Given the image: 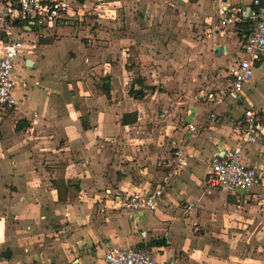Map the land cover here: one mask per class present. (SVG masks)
<instances>
[{
    "label": "crops",
    "instance_id": "1",
    "mask_svg": "<svg viewBox=\"0 0 264 264\" xmlns=\"http://www.w3.org/2000/svg\"><path fill=\"white\" fill-rule=\"evenodd\" d=\"M133 1L136 9L145 11L138 22L133 19L135 23L150 26L152 29H145L147 33L156 29L161 33L162 28L171 26L170 38L153 32L123 37L103 35L96 45L82 48L86 64L67 71L68 82L52 78L53 61L36 47L34 56L16 64L21 77L16 80L15 96L25 112L20 120L19 114L8 113L0 123V264L46 263L43 256L47 255L42 252L38 256L21 252L32 246L44 247L42 236L50 229L36 231L34 226L48 224L54 218L75 231L72 217L84 216L87 219L82 220V231L70 238L71 250L53 264H102L108 248L138 245L140 231H146L151 242L167 240L164 246L150 248L156 264H264V150L244 147L243 161L258 170L261 180L237 199L207 188L205 168L194 160L199 153L194 144L203 147L201 152H206L209 159L214 152L237 145V138L220 137L229 136L230 124L237 126L244 109L264 105V93H254L252 88L256 72L235 104L189 105L196 107L199 118L194 124L195 136L189 140H185L184 122L189 106L185 114L179 113L182 102L167 98L169 102L164 100L162 108L158 99H165L166 94L153 91L154 87L156 83L165 86L173 81L159 82L155 75H149L159 72L160 68L149 65V60L155 56L153 44L154 50L160 51L163 39L169 41L168 46L177 47L178 61L168 60L173 68L180 70L183 66L180 60H186L188 40L191 57L196 60L203 52L207 57L213 55V65L228 70L240 57L242 37H238V27L211 32L217 24V10L247 8L252 0ZM187 25L189 36L180 31H187ZM27 60L33 62L32 67L28 68ZM80 73L82 80H78ZM31 74H37V78L28 84ZM137 80L153 88L144 91L141 100L128 94L131 87L139 88ZM260 80L264 83V76ZM220 86L221 83L214 90ZM211 112L220 117L216 120L222 124L210 122V128H205L206 116ZM171 113L173 121L183 116L179 131L171 132L175 125L169 118ZM129 114H135V122L122 125V116ZM131 120L133 117L128 118ZM6 121L12 123L11 128H6ZM169 139L171 146L188 141L183 145L191 157L164 192L158 210L147 215L137 213L133 219L109 212L91 222L88 217L95 206H108L110 200L103 196L104 190L132 193L155 186L164 175ZM133 220H143L144 228ZM171 230L176 231V239L169 234ZM88 248H94V258ZM80 249L84 250L82 256Z\"/></svg>",
    "mask_w": 264,
    "mask_h": 264
},
{
    "label": "built area",
    "instance_id": "2",
    "mask_svg": "<svg viewBox=\"0 0 264 264\" xmlns=\"http://www.w3.org/2000/svg\"><path fill=\"white\" fill-rule=\"evenodd\" d=\"M128 4L136 7L133 0H0V115L23 114L21 101L15 96L17 82L13 74L19 61L34 54L35 46L25 45L28 35L33 34L38 44L55 37L59 29L73 27L82 15L107 14ZM216 16L217 24L211 29L215 33L226 27L237 28L246 19L256 21L251 31L242 36L240 57L228 68L226 84L199 97L219 107L239 100L244 86L252 82L255 65L264 59V0H252L250 7L242 9L219 7ZM206 118L213 122L216 115L211 112ZM185 128L189 138L195 136L196 126L186 123ZM237 130V145L214 152L205 176L206 186L236 199L260 184L258 170L247 165L243 155L244 147L264 150V105L244 109ZM190 157L187 146L173 145L164 160V175L152 189L113 195L107 192L114 208L129 218L158 210L164 192L188 166ZM235 208H239L238 200ZM151 241L146 231H140L138 245L108 248L102 264H156L149 248Z\"/></svg>",
    "mask_w": 264,
    "mask_h": 264
},
{
    "label": "rangeland",
    "instance_id": "3",
    "mask_svg": "<svg viewBox=\"0 0 264 264\" xmlns=\"http://www.w3.org/2000/svg\"><path fill=\"white\" fill-rule=\"evenodd\" d=\"M144 10V9H143ZM142 12L139 9H136V7L131 8L130 5H126L124 8H120V9H114V11L109 12L107 14H100V15H94V14H86V15H82L80 16V20H78V23L75 24L73 27L71 28H63L61 30H59V32L57 33V37H53V38H49L46 40H42L40 41L38 44L35 42L36 37L33 34H30L27 36V40L25 42L26 46H35L36 48H38V50H44L45 53H47V57H49L50 61H53V65H55V69L54 71L51 73V76L54 80H59L62 82H68L70 81V79L67 77V71L69 70H76L78 68H81L82 66H84L86 63L85 58H83V54L81 53V50H83L84 48L89 49L90 47H92L94 44L96 45L99 41L98 38L102 37L103 35L108 34L109 37H114L116 35H119L120 37H123L125 35L128 34H149L150 32L155 33L156 35H160V36H164L163 38L169 37L172 35L171 32V26H166L165 29L162 28L161 33H159V30H152L147 33L145 31V29H152L150 28V26H146V25H137V23H135L134 20H136V22L139 21L140 18L144 17V12ZM163 14V13H162ZM134 19V20H133ZM132 20H133V24H132ZM254 25L256 24V21H254ZM147 27V28H146ZM254 27V26H253ZM184 28L187 29V31H183L180 30L181 32H184V34L189 36V31H190V26H185ZM170 31V32H169ZM146 32V33H144ZM191 32V31H190ZM148 36V35H147ZM186 37V36H185ZM163 39V41H161V46L162 49L159 51L157 49V51H155V46L153 44V47L151 48V50H153L152 52L155 53V56L153 54V57H151V59L149 60V65H153L154 68H160L159 72L157 74H152L151 72L149 73V75H155V78H157L159 80V82L161 80H171L173 81V83H169L165 86H163L161 83H156L154 90L153 91H157L158 93H164L166 94L165 96H163L165 99L161 98L158 99V103L160 104V106L162 108H165V103L164 100H166L167 102H169V100H167V98H173V100L176 102H182L181 105L179 106V113L185 114L186 112V108L190 105V104H202V103H206L205 101H203L201 98H199L201 95H204L205 93H207L209 90H214L216 85H219L221 83V86H224L226 84V76L225 74L227 73V69H225V67H216L215 65H213L212 61L214 56L211 55V57H207L205 56L204 52L199 54V56L197 57V59L195 60V57H191L190 56V52L189 49H192L191 45L187 43L186 41V50H187V57L185 62H182V60H180L181 65L183 64V66H181V69L179 70V67H174V64L168 63V60H174V62L178 61V57L176 56V49L177 47H173V46H168L169 45V41ZM102 42V41H101ZM54 43V44H53ZM190 43V42H189ZM53 44L52 46H49L48 48H44L42 45H50ZM183 44H185V42H183ZM183 44L181 45V47H183ZM188 44V45H187ZM100 45V44H99ZM83 48V49H82ZM37 50V51H38ZM35 54V53H34ZM33 54V56H34ZM82 55V56H81ZM194 58V59H193ZM182 59V58H181ZM134 61V59H132ZM146 63V62H143ZM169 64V65H168ZM140 65V63H139ZM133 66H135L133 64ZM138 65H136L137 67ZM61 68V72L59 71V68ZM257 67V68H256ZM56 70V71H55ZM254 72H256L255 75V79L256 82L254 84H252V88L254 90V93L257 92H262L264 93V83L261 82V78L262 76H264V61L263 62H259V64L255 65V69ZM15 80H19L21 75L20 73H18V68L15 69V73L13 74ZM78 80H82V74H78ZM31 81H28L27 83L30 84L31 82L35 81V79L37 78V74H31ZM171 78V79H170ZM203 79H205L203 81ZM219 82V83H217ZM212 84V86H210ZM38 84L35 83V87H37ZM214 86V87H213ZM220 86V87H221ZM207 87V88H206ZM152 91V90H149ZM207 91V92H206ZM154 92V93H155ZM205 92V93H203ZM169 96V97H168ZM173 96V97H172ZM158 98V97H157ZM155 98V99H157ZM160 107V110H161ZM170 110V109H168ZM173 110V108H172ZM164 111H159V115ZM188 113L186 116V119H184V122L189 123V124H195L197 122H199V118L197 117L198 115V111L196 109V107L194 106H189L187 109ZM23 112H25V110L23 109ZM166 114V113H165ZM215 114V113H214ZM22 113L18 115V120H20L19 118H22ZM183 116H180V119H182ZM217 117V115H216ZM159 118V116H157V119ZM170 120L172 119V122L175 124L173 125V127H171V132H173L174 130L179 131L180 128H182V121H180V119H178V121H173L174 120V116L171 113L169 115ZM220 117H217V119ZM6 115H0V123L2 124L5 120H6ZM163 120V119H162ZM207 120V119H206ZM211 121L207 120L206 124H205V128H210L212 123L218 122V125L222 124L220 122V120H215L212 123H210ZM0 124V126H1ZM6 124V128H11L12 123L11 122H5ZM151 125H148V127L150 128ZM175 126V127H174ZM179 127V128H178ZM184 127V126H183ZM215 127V124H214ZM231 127V131L229 133V136L226 137H220L221 140H224L228 137L229 140H232L233 138L236 139L238 137V130H237V126L235 127V125L233 123L230 124ZM233 127V130H232ZM199 132H202V129H200ZM210 132H213L210 131ZM200 134V133H199ZM172 139H169V143H167L168 147V151L167 154L169 155V153L172 150V147L170 144ZM185 140H189V135H185ZM205 140L206 137H205ZM168 141V139H167ZM188 142V141H187ZM183 143V144H187ZM204 143H206L204 141ZM169 144V145H168ZM183 144H176L177 146L179 145H183ZM175 145V144H174ZM195 145V149L196 151L199 150V153H197L195 155V161L197 164H200L203 168H205V175L207 174L208 168H209V158H207L208 155H206V152H201L203 150V147H197L196 144ZM199 146V144H198ZM206 146H204L205 148ZM201 148V150H200ZM192 154L193 151H192ZM167 155V156H168ZM165 161H163L164 163ZM159 163H161V161H159ZM162 165V163L160 164V166ZM207 167V168H206ZM207 188H209L207 186ZM211 189V188H209ZM213 190V189H211ZM215 192H218L216 190H213ZM107 192H110L111 195L115 194V192L111 191V190H104L103 191V196L105 195V199H110L109 195L107 194ZM118 193V192H116ZM104 198V197H102ZM103 205H105V202H102ZM119 213L120 215L126 216L128 217L125 213L116 210L114 208V204L112 203V201L108 202V206L107 207H96L93 209L92 215L90 217H88V219L91 222H95L97 221V219L99 220V216H102L103 214L106 213ZM135 216V215H134ZM133 216V218H134ZM131 218V219H133ZM83 219H87L84 217H72V222H74V224L77 226V230L73 231V229H69L68 228V224L67 223H61L59 224L54 218H51V220H48V224L46 223H40L39 225H35V230L37 231L38 229L41 230H45L46 229H50L48 234L45 233L42 238H44V244H42L44 247L42 249H40L39 247L36 246H32L29 247L30 250H26V252H23V250L21 251L22 254H27L29 256L34 255V256H38L37 253L41 254V252L47 256H43L45 258V262L44 264H53L54 262H57L58 260H61L62 258H65V256H67L68 252L71 250V244L70 242V238L73 235H77L79 234L80 230L84 225H81L82 220ZM134 222V220L132 221ZM135 224L137 223L136 221L134 222ZM139 228L143 229L144 228V223L143 220L139 221L136 224ZM57 230V232L55 231ZM55 231V232H54ZM168 233V232H167ZM169 234L172 235V239H176V231H169ZM81 237L80 236H76V238ZM167 241V240H166ZM165 241V242H166ZM89 252L88 254L90 255V257L94 258V253L95 250L94 248H88ZM84 251V250H83ZM82 249H80V251H78L79 256H82L83 254L81 252H83ZM2 255V254H1ZM92 261V260H91ZM94 264V263H93Z\"/></svg>",
    "mask_w": 264,
    "mask_h": 264
},
{
    "label": "trees",
    "instance_id": "4",
    "mask_svg": "<svg viewBox=\"0 0 264 264\" xmlns=\"http://www.w3.org/2000/svg\"><path fill=\"white\" fill-rule=\"evenodd\" d=\"M255 20H251V19H246L244 22H242L241 24L238 25V37L241 38L243 35H246L247 33H249L251 31V29L254 26V22ZM139 83V88L137 90H135L133 87H131V89L129 90L128 94L130 95V97H132L135 100H141L144 97V91L147 90H151L153 88L151 87H146L143 86L140 80H137ZM133 117V120L128 121V118ZM135 122V114H129V115H123L122 119H121V123L122 125H127L129 123H134ZM17 128V126H16ZM20 129V128H17ZM16 129V130H17ZM165 245V241L164 240H156L153 241L149 244V248L154 247V246H164Z\"/></svg>",
    "mask_w": 264,
    "mask_h": 264
},
{
    "label": "water",
    "instance_id": "5",
    "mask_svg": "<svg viewBox=\"0 0 264 264\" xmlns=\"http://www.w3.org/2000/svg\"><path fill=\"white\" fill-rule=\"evenodd\" d=\"M217 53H218V54L221 53L220 48L217 50ZM32 64H33V62H32L31 60H27V66H28V68L32 67Z\"/></svg>",
    "mask_w": 264,
    "mask_h": 264
}]
</instances>
